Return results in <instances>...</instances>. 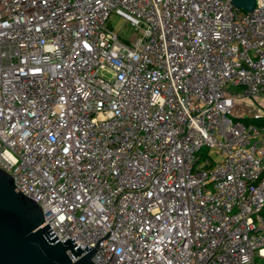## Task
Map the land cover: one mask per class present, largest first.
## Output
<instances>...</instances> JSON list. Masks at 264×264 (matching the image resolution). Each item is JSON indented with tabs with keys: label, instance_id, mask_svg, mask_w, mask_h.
Here are the masks:
<instances>
[{
	"label": "built area",
	"instance_id": "obj_1",
	"mask_svg": "<svg viewBox=\"0 0 264 264\" xmlns=\"http://www.w3.org/2000/svg\"><path fill=\"white\" fill-rule=\"evenodd\" d=\"M260 98L264 0H0V167L96 264H264Z\"/></svg>",
	"mask_w": 264,
	"mask_h": 264
},
{
	"label": "water",
	"instance_id": "obj_2",
	"mask_svg": "<svg viewBox=\"0 0 264 264\" xmlns=\"http://www.w3.org/2000/svg\"><path fill=\"white\" fill-rule=\"evenodd\" d=\"M233 3L248 11L255 6V0ZM44 221L41 205L17 190L13 176L0 167V264H96V248L75 249L73 237L60 241L49 223L42 226ZM68 250L79 258L73 261Z\"/></svg>",
	"mask_w": 264,
	"mask_h": 264
},
{
	"label": "rangeland",
	"instance_id": "obj_3",
	"mask_svg": "<svg viewBox=\"0 0 264 264\" xmlns=\"http://www.w3.org/2000/svg\"><path fill=\"white\" fill-rule=\"evenodd\" d=\"M107 26L114 30L121 39L128 42L135 32L134 26L115 12L111 13ZM233 112L238 114V116H248L250 114L254 116L256 112H264V98H260V100H249L248 102L242 103L238 101Z\"/></svg>",
	"mask_w": 264,
	"mask_h": 264
},
{
	"label": "trees",
	"instance_id": "obj_4",
	"mask_svg": "<svg viewBox=\"0 0 264 264\" xmlns=\"http://www.w3.org/2000/svg\"><path fill=\"white\" fill-rule=\"evenodd\" d=\"M242 118L245 119V120H248L246 117H242ZM261 120L264 121V118H262Z\"/></svg>",
	"mask_w": 264,
	"mask_h": 264
}]
</instances>
